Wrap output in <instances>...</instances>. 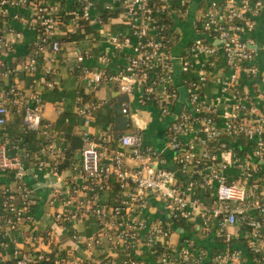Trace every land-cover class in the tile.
I'll return each mask as SVG.
<instances>
[{
  "label": "built area",
  "instance_id": "obj_1",
  "mask_svg": "<svg viewBox=\"0 0 264 264\" xmlns=\"http://www.w3.org/2000/svg\"><path fill=\"white\" fill-rule=\"evenodd\" d=\"M98 1L74 0L75 9L68 11L59 1L0 0V16L39 33L23 60H0V173L13 180L0 187V258L13 264H264V110L257 112L264 108V72L255 63L254 39L243 36L255 28L264 0H211L197 30L200 37L179 54L174 47L180 32L169 19L192 0L176 6V0H105L107 10H121L116 18L129 29L104 31L125 63L112 72L113 57L104 53L102 67L82 68L81 77L92 91L111 85L125 96L121 113L128 130L120 132L116 144L107 132L84 131L79 158L65 169L66 146L55 123L44 118L45 99L39 90L29 97L19 80L41 68L42 82L53 87L50 76L67 46L62 35L76 31L82 20L103 25ZM66 12L73 14L67 23L61 19ZM21 37L19 30H0V50L13 51ZM222 55L227 74L217 78ZM75 56L83 62L93 53L79 49ZM9 77L15 81L8 83ZM211 82L219 85L214 95L206 92ZM179 86L188 89L186 102ZM133 99L141 106L154 104L162 118H170L163 151L173 153V169L163 165L162 152L145 143L143 129L134 123ZM103 105L95 98L80 100L76 112L90 127ZM12 112L21 117L25 132L37 135L35 148L8 136L4 128ZM32 166L57 179L44 215L61 232L40 230L26 181ZM114 181L118 192L107 202L103 195ZM151 196L164 203L169 218L146 215ZM90 217L96 232L76 230ZM199 219L202 233L216 238L214 247L198 245L186 230L176 239L181 223L193 231ZM240 227L243 231L236 232ZM65 234L71 244L62 242Z\"/></svg>",
  "mask_w": 264,
  "mask_h": 264
},
{
  "label": "crops",
  "instance_id": "obj_2",
  "mask_svg": "<svg viewBox=\"0 0 264 264\" xmlns=\"http://www.w3.org/2000/svg\"><path fill=\"white\" fill-rule=\"evenodd\" d=\"M56 1H62L61 3L68 9V11L71 10L74 5V0ZM210 1L211 0H192L186 8L183 18H181V22H178V24L175 25V27L180 32V39L177 41L174 47L176 54L185 51L189 44H191L195 38L197 40L200 37V34L197 31V24L199 18L203 15V10L206 8H203L202 5L205 3L209 5ZM220 1L224 3L227 0ZM104 4L105 0L98 1L97 13H99V6H104ZM16 10L18 9H14L13 11ZM19 11L20 13L25 15L30 13L27 9H19ZM255 21L256 25L253 31L246 32L243 34V36L245 38L254 39L257 48L255 63L260 68V70L264 72V9L259 15L255 17ZM90 26L95 30L93 33H90V35L94 36L95 34H98L99 36H102L101 39H95L94 41L92 40L93 42L91 44L89 43V41H85V45L90 44L88 47H84V44L79 40H66V50L59 57L60 62L57 66V71L55 72V74L50 76V80L54 83L53 87H49L42 82L43 72L41 68L34 76L30 74L23 75L19 80V86L27 93L29 97H31L34 90H39L41 92L43 98L46 101L44 118L45 120L53 123H56L59 115L64 110H71V112L77 113V103L80 100L86 101L90 98H95L101 102H104V105L95 114L94 122L90 127H87L84 124L83 119L77 113V115L80 117L79 124L73 127V130L74 132L79 133L81 138L83 132L86 130H89L94 135L101 134L102 132H107L116 144L118 142L117 139L120 135V132L128 130L126 119L121 113V102L126 98L125 96L120 94L115 87H112L111 85H103L97 90L92 91L87 86V82L81 77V71L82 68H101L102 64L99 59L104 53H110V55H112L113 57V61L109 66V70L112 72L119 70L125 63L124 55L110 46L107 41V37H104V31L109 29L117 33H127L129 29L126 24L122 23L120 17L113 18L107 24H90ZM8 28H13L15 30L21 31L22 37L14 42L13 51L8 52L7 50H5V48L0 50V60H4L9 63L21 61L28 54L30 46L38 40L39 33L36 29L28 28L21 24L19 21L14 20L13 18L0 16V30H7ZM62 30L65 31L67 30V28L64 27ZM7 35L9 38L14 37L12 31H9ZM65 37L66 35H62L63 39H65ZM79 49L82 51H85L87 49L92 50L93 57L83 62H79L75 56V52H77ZM71 67L73 68L72 71L70 69ZM180 71L181 70L178 69V74L176 76L177 84H179L181 81ZM214 72L217 75V78L220 76L219 74H221L222 76L227 74L226 60L224 58V55L220 57L218 66L215 68ZM243 80L245 82L250 81L247 77H244ZM10 81L14 82L15 80L13 77H9L7 82L9 83ZM254 81H257L259 83L258 79H255ZM56 90H59V92L56 93ZM218 90V83L211 82L206 92L210 95H214ZM55 96L56 98H54ZM131 105L133 115L138 116L146 123V127L143 129L145 143L162 152V157L165 158L163 165L173 169L175 167L173 153L169 150L163 151L166 144V130L170 123V118H162L159 115L158 109L152 103H150L148 106H141L137 103L136 100L133 99L131 101ZM263 110L264 108H258L257 112H263ZM142 111L151 114V122L145 120L142 117ZM13 117H16V114L14 112L11 113L8 124L11 122V120H13ZM21 130H23V124L21 125ZM7 133L11 140H13L14 136L10 126H8L7 128ZM34 136L35 138H33L34 140H32L31 142L33 147H35L37 140V135L35 133ZM60 138V142L65 145V143H67L65 138ZM78 150L79 149L75 151L73 158H79ZM69 160L71 161L72 157L69 158ZM67 168L68 167H66L65 169ZM12 181V178H9L0 173V187L4 184H11ZM26 181L33 190V211L35 212L36 217L40 219V230L44 231L46 229H51L54 227V230L56 232H61V230L54 225L53 220L44 215L46 209V199L50 194L51 186L55 182H57V179L47 170H39L35 166H32V168L28 172ZM117 192L118 187L114 181L109 191L104 193L103 199L107 202H113L115 200ZM146 215H148L151 220L161 216L169 218V214H167L164 203L155 199L154 196H151L150 198V208L147 210ZM199 222H201L200 219L194 223L195 226L196 224L197 226L194 230L192 229L193 231L190 230V232H185L186 229L184 227L177 229V234L175 236L176 239L178 240L185 232V234H190V236L188 237L193 238L198 245L205 248H209L210 246L214 247L216 238L211 236L208 237L206 236V234H203L202 232L204 231L198 228ZM76 227V230H79L80 232L86 234H92L98 230V225L96 224V221L93 217L83 220L82 222L77 224ZM238 230H236V232H241L240 230L243 231V228L240 227L238 228ZM61 239L64 244H71V241L66 234L63 235ZM96 254L99 256H96L95 259L100 260L102 254L100 252H97ZM143 259L147 262L151 261L148 256H144ZM0 264L10 263L9 261L0 258Z\"/></svg>",
  "mask_w": 264,
  "mask_h": 264
},
{
  "label": "trees",
  "instance_id": "obj_3",
  "mask_svg": "<svg viewBox=\"0 0 264 264\" xmlns=\"http://www.w3.org/2000/svg\"><path fill=\"white\" fill-rule=\"evenodd\" d=\"M47 1H56V0H47ZM178 3H179V0H176L174 5L175 4L177 5ZM206 6H207L206 3L202 5L203 8H205ZM187 7L188 6L182 9L178 17H175V18L171 17L169 19V22L171 23L172 26H175L176 24H178V22L179 23L181 22V18H183V15ZM73 9H75V5L73 6ZM120 12H121L120 9L109 11L105 8V6H102V5L99 6V14L101 18L103 19L104 23H109L113 18L118 17ZM72 16L73 14H71L70 12L69 13L66 12L62 15L61 19H63V21L67 23L68 21H70ZM80 25L81 26L78 29H76V31L68 32L66 34L65 39L66 40H79L83 44L85 43V41H89V43L91 44L95 39H98V40L101 39L102 36H99L98 34H95L94 36L90 35V33H93L95 30L91 28L90 24L87 21H84V20L80 21ZM197 27L198 29H201L202 27V16L198 20ZM104 37H107L106 34ZM90 44H87V45L84 44L83 46L88 47ZM32 46L33 44L30 46V50L32 49ZM57 92H59V90H56V93ZM54 98H56V96ZM79 118L80 117L77 115V113L71 112V110H64L59 115L55 123V127L57 131L59 132L60 137H64L67 142L65 143L67 160L63 162V164L61 165V168H66L69 165V161H70L69 158L71 157L73 158L75 151L77 149L80 150L82 148V145H83L82 138L79 133L74 132L73 130V127L79 124ZM12 119L13 120H11L9 124L8 122L10 119H8V122L4 129H6L7 131L8 126H10L11 131L14 136L13 140L21 138L25 142L31 143L32 140H34L33 138H35L34 133L25 132L24 130H21V125L23 124V122L20 116L16 115V117H13ZM32 148H35V147L32 146ZM180 225L184 227L187 232H189L191 229V225L188 223L184 222V223H181ZM186 236H190V234H186ZM9 263L13 264L12 261H10ZM44 264H47V263H44Z\"/></svg>",
  "mask_w": 264,
  "mask_h": 264
},
{
  "label": "water",
  "instance_id": "obj_4",
  "mask_svg": "<svg viewBox=\"0 0 264 264\" xmlns=\"http://www.w3.org/2000/svg\"><path fill=\"white\" fill-rule=\"evenodd\" d=\"M179 90H180V95H181L180 96L181 101L182 102H186V99H187V96H188L187 87L186 86H181ZM134 123L139 128L144 129L146 127V123L143 120H141L138 116H134Z\"/></svg>",
  "mask_w": 264,
  "mask_h": 264
},
{
  "label": "rangeland",
  "instance_id": "obj_5",
  "mask_svg": "<svg viewBox=\"0 0 264 264\" xmlns=\"http://www.w3.org/2000/svg\"><path fill=\"white\" fill-rule=\"evenodd\" d=\"M176 67H177V70H178V69L181 70V65H180L179 62H176ZM141 114H142V117H143L145 120L151 122V118H152V117H151V114H148V113H146V112H144V111H142Z\"/></svg>",
  "mask_w": 264,
  "mask_h": 264
}]
</instances>
